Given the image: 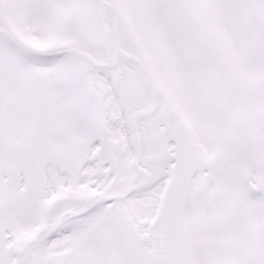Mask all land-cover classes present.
<instances>
[{
  "label": "snow or ice",
  "instance_id": "6c2138e0",
  "mask_svg": "<svg viewBox=\"0 0 264 264\" xmlns=\"http://www.w3.org/2000/svg\"><path fill=\"white\" fill-rule=\"evenodd\" d=\"M0 264H264V0H0Z\"/></svg>",
  "mask_w": 264,
  "mask_h": 264
}]
</instances>
